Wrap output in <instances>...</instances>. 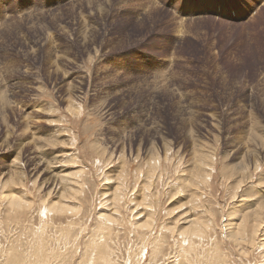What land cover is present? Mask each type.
<instances>
[{
    "label": "rangeland",
    "instance_id": "rangeland-1",
    "mask_svg": "<svg viewBox=\"0 0 264 264\" xmlns=\"http://www.w3.org/2000/svg\"><path fill=\"white\" fill-rule=\"evenodd\" d=\"M89 1L0 0V264H264V226L228 238L264 205V0Z\"/></svg>",
    "mask_w": 264,
    "mask_h": 264
},
{
    "label": "bare ground",
    "instance_id": "bare-ground-1",
    "mask_svg": "<svg viewBox=\"0 0 264 264\" xmlns=\"http://www.w3.org/2000/svg\"><path fill=\"white\" fill-rule=\"evenodd\" d=\"M86 1V0H85ZM88 1V0H87ZM95 4V1L94 0H91L89 2H87V5L89 7H91V5ZM155 7V6H154ZM42 11V10H41ZM151 12V11H150ZM33 13V12H32ZM38 13V12H36ZM35 13V14H36ZM40 13V12H39ZM30 14V13H29ZM28 16V15H27ZM31 16V15H30ZM34 17V16H33ZM30 18V17H29ZM64 17H61L59 15H55L54 16V19L52 20V23H59L61 22V19H63ZM38 19V17H37ZM28 20V19H27ZM50 20V19H49ZM11 21H13L11 19ZM16 21V20H14ZM19 22V20H18ZM14 24V22H12ZM11 23V24H12ZM32 23V22H31ZM13 26V25H12ZM15 26V25H14ZM38 24L36 25H33L31 27V29H36V30H39V29H43L41 26L37 27ZM68 27V26H67ZM95 27V26H94ZM5 28H9V25ZM15 30V29H14ZM67 30V29H66ZM83 29L78 28L77 31L81 32ZM11 31V30H10ZM92 32H94V30L92 29L91 30ZM16 32V31H15ZM78 34L80 35V38L82 39L83 43H87L88 41H92L93 40V36L94 34H90V35H83L81 33ZM70 30L67 32L68 35H70ZM78 35V36H79ZM71 36V35H70ZM37 40V39H36ZM53 42H56V41H53ZM56 44V43H55ZM47 45V44H46ZM53 47V46H52ZM51 46L49 47V49L47 48V54L49 55V62L48 64L52 65V67H56V65L54 64H57L58 62L55 61L56 59H53V57H55V54L54 52V48H52ZM35 53L38 54L42 48L41 47H38L36 46L35 48ZM54 49V50H53ZM86 49V48H85ZM69 50V49H68ZM72 50V49H71ZM33 52V51H32ZM70 52V51H69ZM67 55V54H66ZM63 56V55H62ZM53 59V60H52ZM60 59V58H59ZM60 65V63L58 64ZM18 69V68H17ZM19 70V69H18ZM57 72V71H56ZM126 147V146H125ZM159 153V152H158ZM156 153L155 155L157 157H154L153 159H151V163H150V168H151V171L155 169V165H158L157 163L160 162V157H159V154ZM203 160L201 161V159L199 160L200 161V166L199 167H209V165H207V162H206V158H202ZM257 163V161H256ZM255 163V164H256ZM259 164V163H258ZM256 164V165H258ZM204 165V166H203ZM244 167V166H243ZM242 167V168H243ZM259 167V166H258ZM257 167V168H258ZM241 168V169H242ZM256 168V166H255ZM208 169L209 168H202V170H200L199 172V176L198 179L201 180L202 182H206L209 178V174H208ZM211 169V168H210ZM209 169V170H210ZM212 170V169H211ZM246 170V168H245ZM250 172V170H248ZM240 173V172H239ZM243 174V173H242ZM251 176V175H250ZM246 175L244 173L243 175V178H242V181L240 182L241 185H243V183H246V179H245ZM16 179V178H15ZM66 179V178H65ZM64 180V182L66 184H69V185H72L73 182H70V181H67V180ZM153 179V172H151V176H150V181ZM204 179V180H203ZM24 181V180H23ZM149 181V182H150ZM152 182V181H151ZM151 182H150V186H151ZM239 182V181H238ZM243 182V183H242ZM21 183V182H20ZM241 187V186H240ZM15 190V189H14ZM239 190V189H238ZM8 191V190H7ZM13 191V190H12ZM5 192V191H4ZM10 192V191H9ZM75 192H77L76 190H73V188L70 189V193L71 195L73 194H76ZM14 193V192H13ZM13 193H8L7 195L4 196L3 193H0V203L1 201L3 202L4 200L6 201V203H8L9 205H11V207H18V208H21V207H25V204L24 203H27V200L24 199V197H21V196H18V194H13ZM121 196H122V193L120 191V188L119 190L117 191L116 193V196H115V200L116 202L117 201H122L121 199ZM114 200V201H115ZM4 203V202H3ZM53 203V202H52ZM27 205V204H26ZM49 205V204H48ZM27 207V206H26ZM117 207V206H116ZM244 207V206H243ZM47 208V207H46ZM49 209L53 212L55 210H60V209H63V206L62 205H59V204H53L51 207H49ZM252 211L249 212V213H246V214H243L241 212V217L240 219L234 221L233 224L229 225L231 231L229 230V236L228 238L230 240H232L236 246H247V247H250V246H255L257 245V242H258V239H259V236L261 235V231H262V226H264V205L258 207L257 209L256 208H251ZM48 210V209H47ZM245 210H248L245 209ZM46 211V209H45ZM44 211V212H45ZM238 211V210H237ZM236 211V212H237ZM250 211V210H249ZM253 212V213H252ZM239 214V212H238ZM252 217V218H251ZM187 221L186 224L189 225L188 227L185 228V226L183 227H180L179 225H176V227H172V230L174 232H179L178 234L181 236V238L183 239V243L185 244L183 246L186 247L185 249L182 250L183 254L186 256L188 254V252L191 254V251L194 250V240H199V241H205L204 238L207 236L208 232L210 229L208 228H211L212 227V223H200L198 221ZM148 227L152 226V223L151 222H146ZM181 225V224H180ZM234 229V230H233ZM172 231V232H173ZM264 233V232H263ZM264 237V235H262ZM260 236V237H262ZM212 239V237H211ZM202 241V242H203ZM209 241V240H208ZM211 241V240H210ZM212 242V241H211ZM203 245V244H202ZM201 245V246H202ZM259 245L261 248L264 249V238H262V240L259 242ZM99 248H104L103 244H100L98 246ZM107 247V246H106ZM109 247V246H108ZM246 247V248H247ZM197 248V247H196ZM102 249L99 251L98 253V256L97 258H94V256L91 258L90 260V264H114L112 263L111 261H107V255L105 257V252H101ZM197 251V250H196ZM195 251V252H196ZM161 253V246L159 244H155L154 245V251H153V260L156 259L157 260V257L158 255ZM36 254L37 256H39L40 258V261H42L44 259L43 257V249L41 247L37 248V251H36ZM212 254V253H210ZM215 254H212V258L213 259H216V257L214 256ZM45 256V255H44ZM142 258V257H141ZM151 259V258H150ZM166 260V259H165ZM15 261V260H14ZM13 261V262H14ZM111 262V263H110ZM89 263V262H88ZM211 263V262H210ZM14 264H18V262L16 261ZM160 264V263H159ZM163 264V263H162Z\"/></svg>",
    "mask_w": 264,
    "mask_h": 264
}]
</instances>
